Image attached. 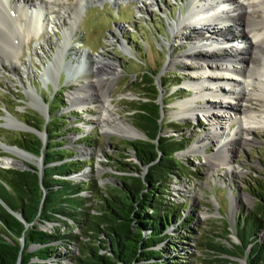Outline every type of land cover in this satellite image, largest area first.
Here are the masks:
<instances>
[{"label":"rangeland","instance_id":"obj_1","mask_svg":"<svg viewBox=\"0 0 264 264\" xmlns=\"http://www.w3.org/2000/svg\"><path fill=\"white\" fill-rule=\"evenodd\" d=\"M75 2L76 0H31L29 9L40 8L42 11V26L38 32L34 31L21 37L18 60H14L12 65L5 61L0 66V167L29 169V165L35 166V163L39 162L34 156L21 157L14 151L4 149L3 145L15 148L13 146L17 145L15 141L19 136L35 135V132H42L43 128L46 130L45 122L49 121L52 111L65 122L57 132L60 136L56 138L64 143L62 147L71 149L73 153L65 160L89 161L80 170L83 174L68 178L74 181L95 180V185L101 190L114 185L123 174L116 160L136 161L133 151L122 141L145 138L143 132L133 124L131 107L136 101L143 99L144 92L142 86L138 85V77L142 71H149V76L155 80L159 89L156 101L162 107L161 135L175 137L182 145H186L175 153L182 167L171 180L166 199L179 204L181 218L189 217L186 226L190 232H186V228H180L179 222L171 224L167 233L171 235L177 248L168 249L164 258L174 255L183 257V261L199 264L203 257L206 259L205 257L209 256L203 255L199 250L198 240L203 235L213 236L221 233L225 222L229 230L228 240L221 241L228 246L238 243L234 229L235 221L239 216L255 209L256 198L252 194V185L264 179V131H253L251 136L255 140L249 145H234L230 164H220L212 171L205 163L204 155H211L219 147V143L211 138L212 141L208 139L205 153L197 150L199 137H206L212 132L213 123L217 126L224 125L223 119L218 117L224 113L228 115V111L209 107L208 110L214 113V116L217 114V118L208 121L205 113L198 109L206 104L205 100H212L211 94L206 92L205 100L198 99L192 103L197 110L184 117L180 114V104L195 96L199 84L192 83L191 77L195 78L201 72L184 68L183 63L190 64L193 60L182 59L180 55L183 51H188L191 45L183 39L180 33L182 30L171 28L178 19L185 17L194 3V6H197L196 2L84 0L79 6V17L55 20L56 16L63 15L67 6ZM71 23L73 27L67 41V51L72 53L65 59L72 60L70 66L75 65L76 59L80 61V54L83 53L86 57L85 68L76 73L74 80L72 77L67 78L68 72L65 70L58 71V75L51 74L48 70L50 78L44 83L41 75L44 73V67L57 52L59 43L64 38L63 33L71 31ZM203 34L205 32H202ZM41 43L46 45V53L40 49ZM237 43L234 44L242 46L238 50H244L245 45L241 44L240 40ZM75 53L76 59H72ZM94 58L109 61L114 65V76L102 75L104 79L95 94L104 92L105 100L111 103L112 115L135 128L137 137L131 138L120 130L113 129V119L108 120L106 126L101 122L106 117L101 108L103 98L90 99L80 104L77 100H70L69 95L76 92L81 84L95 80L93 70L89 66V60ZM170 58L178 62L171 63ZM22 62L30 63L29 70L21 65ZM171 83L178 84L169 85ZM30 88L36 91L42 106L46 107L45 111L30 105L26 93ZM74 95L81 96L79 93ZM6 117H11L23 125L18 128L7 126ZM30 120L32 122H26ZM236 126L231 124V129ZM46 134L48 142L47 130ZM84 136H88L90 140L81 141L80 138ZM203 145L200 146L204 147ZM121 154L128 157L122 158ZM7 160L12 163L5 164ZM140 169L141 174L146 173L145 167L140 166ZM82 194L90 195L86 191ZM55 225L57 223L46 222L39 224V228L51 231ZM79 230L78 227H73V232L79 233ZM260 235L264 237V232ZM159 246H163V243L157 247ZM69 249L74 254L77 253L75 246H69ZM56 250L59 255L66 252L63 246H57ZM103 251L101 250V253ZM239 261L242 262L243 259ZM70 263L67 258H61V264Z\"/></svg>","mask_w":264,"mask_h":264},{"label":"trees","instance_id":"obj_2","mask_svg":"<svg viewBox=\"0 0 264 264\" xmlns=\"http://www.w3.org/2000/svg\"><path fill=\"white\" fill-rule=\"evenodd\" d=\"M149 74L142 71L139 75L143 99L131 107L133 124L145 138L122 141L136 161L116 160L123 174L114 185L101 190L95 180L68 178L89 161L65 160L73 153L56 139L65 122L52 111L46 124L48 142L41 179L34 166L0 167V198L28 223L26 226L0 203V264H17L19 260L20 264H61L62 257L70 264H194L179 256L164 258L168 249L177 248L167 233L169 226L179 222L180 228L190 232L186 226L189 217L181 218L179 204L166 199L169 184L182 167L175 153L186 145L161 135L162 107L156 101L159 89ZM80 140L90 139L84 136ZM15 143L36 156L41 154L42 142L34 134L19 136ZM140 166L146 168L145 174L140 173ZM134 171L137 174H132ZM252 187L256 207L236 219L238 243L228 246L221 241L228 240L225 222L221 233L198 240L199 250L209 256L199 264H264V237L260 235L264 232V179ZM85 191L90 195H83ZM46 222L57 225L51 231L40 229L39 224ZM73 227L80 232H73ZM161 243L163 246L157 247ZM72 245L76 254L69 249ZM57 246L66 248L64 255L58 254Z\"/></svg>","mask_w":264,"mask_h":264},{"label":"bare ground","instance_id":"obj_3","mask_svg":"<svg viewBox=\"0 0 264 264\" xmlns=\"http://www.w3.org/2000/svg\"><path fill=\"white\" fill-rule=\"evenodd\" d=\"M30 1L0 0V66L5 61L12 65L14 60H18L21 37L34 31V33L38 32L42 26V11L40 8L30 10L28 7ZM83 1L76 0L75 3L67 6L63 15L56 16L55 20L65 18L71 20L70 17H79L78 10ZM193 1L197 6H194V3L185 17L178 19L171 28V30H182L180 33L183 39L191 45L188 51L185 50L180 55L182 59L193 60L190 64L183 63L184 68L201 72L200 75H195L197 77H191L192 83L199 84L194 93L195 96L180 104V114L184 117L197 110L192 103L198 99L205 100L206 92L211 94L212 100H205L206 104L198 109L205 113L208 121L217 118V114L214 116V113L208 110L209 107H219L228 111V115L224 113L218 117L223 119L224 125L211 124L212 132H209L206 137L200 136L197 141L199 143L196 145L197 150H202L204 153L211 138L219 143V147L211 155H204L205 163L212 171L220 164H230L234 145H249L255 140L251 136L253 131L257 129L264 131V0ZM70 25L71 31L63 33L64 38L59 43L57 52L44 67V73L41 74L44 83L50 78H48V70L51 74L57 75L58 71L65 70L68 72L67 78H73L76 77V73L85 68L86 57L83 53L80 54V61L76 59V53L72 54V59H76L75 65L70 66L69 63L72 60L65 59L72 53L67 51V41L73 27L72 23ZM201 31L205 34L202 35ZM239 40L245 45L244 50H238L242 46L234 44ZM40 49L44 53L47 51L44 43H41ZM89 61L95 80H87L88 82L81 84L76 92L69 95L70 100L74 102L77 100L80 104L90 99L103 98L101 108L106 117L101 122L106 126L108 120L113 119V129L120 130L128 137H137L135 128L112 115L111 103L105 100L104 92L95 94L99 91L98 87L104 79L102 75L114 76L113 63L99 58ZM174 61L178 62L170 58L171 63ZM21 65L28 70L30 68V63L22 62ZM26 93L32 107L45 111L46 107L42 106V101L34 88H30ZM75 93L81 96H75ZM6 123L7 126L16 128L23 125L11 117H6ZM233 123L237 125L235 129H231ZM201 144H204V147H201ZM8 147L21 157L31 156L29 152L19 147ZM192 150L195 149L192 148ZM11 163L9 160L5 161L7 165Z\"/></svg>","mask_w":264,"mask_h":264},{"label":"water","instance_id":"obj_4","mask_svg":"<svg viewBox=\"0 0 264 264\" xmlns=\"http://www.w3.org/2000/svg\"><path fill=\"white\" fill-rule=\"evenodd\" d=\"M42 114H44V113H42ZM45 115V114H44ZM47 123L45 122V125H46ZM39 133H37V132H35V135L41 140V142H42V151H41V154H40V156H35V155H33L32 153H30V155L31 156H34V158H36V159H38V163H35V169L37 170V172H38V175H39V178L41 179V177H42V171H43V169H44V160H43V150H44V148H45V146H46V143H47V139H46V136H47V134H46V130H45V128H43V130H42V132L41 131H38ZM13 147H18L17 145H15V146H13ZM3 148L4 149H6V150H8V151H11L10 150V148L7 146V145H3ZM28 152V151H27ZM18 155V154H17ZM24 164H26V163H24ZM28 166V165H27ZM31 167H33V166H31ZM30 168V167H29ZM84 172H82V171H80V172H75V173H73V174H71V175H69V177L70 178H73L74 176H76V175H81V174H83ZM73 176V177H72ZM0 203L6 208V209H8L12 214H14L18 219H20L26 226H28V223L25 221V219L22 217V215L19 213V212H16V211H13V210H11L6 204H5V202L0 198ZM21 244L23 245L24 244V240H23V238H21ZM245 261L243 260L242 261V263H244ZM17 264H20V260L18 261V263Z\"/></svg>","mask_w":264,"mask_h":264}]
</instances>
